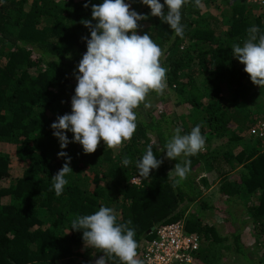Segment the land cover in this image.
<instances>
[{"label": "trees", "instance_id": "obj_1", "mask_svg": "<svg viewBox=\"0 0 264 264\" xmlns=\"http://www.w3.org/2000/svg\"><path fill=\"white\" fill-rule=\"evenodd\" d=\"M63 1L0 0V142L14 144L21 161L27 163L14 181L2 184L1 179L10 175L11 158L0 148V264H82L78 258L83 256L78 249L84 243L82 231L71 230V221L77 215L93 214L101 206L112 207L118 222L130 219L129 227L135 229L137 241L151 236L152 232L145 234L148 228L182 218L183 206L198 202L200 191L193 172L206 161L220 176L219 192L228 199L259 189L257 201L245 203L244 210L255 229V240L264 247V148L237 153L239 160H247L248 168L242 174L230 173L232 166L227 169L222 164L225 160L233 165L232 155L209 153L213 136L228 134L239 139L255 117H249L238 103L247 96L252 82L244 65L233 57L231 46L242 45L247 30L254 25L264 32V10H253L264 8V3L235 0L228 27L223 30L217 28L214 14L200 13L195 0H189L182 8L185 30L181 38L151 16L150 8L140 0H125L138 13L148 14L149 26L144 33L148 32L164 50L167 85L201 111L198 124L206 138L205 149L195 156L167 159L164 146L177 127L165 112L146 111L141 104L136 109L137 130L122 147L110 149L101 141L93 154H84L78 143L63 149L72 158L73 172L57 196L51 177L65 158L57 155L62 149L51 124L71 112L77 66L87 50L82 37L90 38L81 21L91 19V4L102 3L91 0L85 8L87 0ZM199 73L203 74L202 86L196 79ZM228 87L232 95L224 97ZM155 94L152 91L148 97ZM189 132V128L182 130V134ZM67 135L71 140L72 133ZM149 144L164 162L151 171V176L139 177L136 161ZM125 156L132 159L127 167L121 163ZM186 159L191 161L190 172L176 184L178 178L171 170ZM184 223L201 238L195 263L222 264L224 254L231 252L245 264H264V248L258 256H251L237 230L227 242L213 226L202 224L194 216ZM109 264L120 261L113 257Z\"/></svg>", "mask_w": 264, "mask_h": 264}, {"label": "clouds", "instance_id": "obj_2", "mask_svg": "<svg viewBox=\"0 0 264 264\" xmlns=\"http://www.w3.org/2000/svg\"><path fill=\"white\" fill-rule=\"evenodd\" d=\"M150 8V15L166 23L177 36L183 38L185 25L182 8L189 0H140ZM91 0L84 3L88 8ZM197 7H203L201 0H195ZM166 8V11H165ZM148 14L138 13L125 0H102L91 4V19L81 23L89 29L86 52L78 63L75 94L71 97V112L60 115L51 124L53 135L58 139L62 151L58 157L65 158L61 169L52 176V189L60 196L69 183L66 177L73 172L71 156L63 149L70 143L82 146L84 154L97 151L101 141L110 149H117L133 138L138 127L136 109L146 102L152 91L162 95L167 88L168 68L163 66L164 50L151 38L148 32L138 33L140 21ZM95 21V23H93ZM243 44L231 46L232 55L244 65V72L253 85L264 88V32L257 26L248 30ZM196 124L189 133L174 129L166 141V158L177 160L180 156L191 157L205 149L206 138ZM72 133L69 140L67 133ZM163 159H158L151 144L136 161L139 177L151 176L159 169ZM124 167L132 163L129 156L121 161ZM191 161L176 163L171 171L179 184L187 178ZM118 214L108 206H101L93 214L77 215L71 221V230L82 231L86 247L103 253L95 264H109L113 257L120 264H145L138 258L139 243L135 229L129 227L132 221L118 222Z\"/></svg>", "mask_w": 264, "mask_h": 264}, {"label": "rangeland", "instance_id": "obj_3", "mask_svg": "<svg viewBox=\"0 0 264 264\" xmlns=\"http://www.w3.org/2000/svg\"><path fill=\"white\" fill-rule=\"evenodd\" d=\"M64 2L63 0H61ZM235 0H209L201 1L203 7H199L200 13H212L216 16V25L218 29H226L229 24V16L231 6ZM127 3V2H126ZM254 11H262L264 8L254 7ZM141 27L138 29V33L143 35L149 26L148 20L140 21ZM166 68H168L165 65ZM34 72V70L32 71ZM199 81V86H202L201 80L203 74L200 73L196 77ZM224 97H229L231 94V88L223 93ZM264 98V88L251 84V88L245 97H241L238 100L240 107L242 106L243 112L246 111L249 117L256 116L261 111V102ZM146 102L150 105L145 107L146 111H152L155 113L165 112L171 119L172 125L179 127L182 130L185 128L191 129L198 124L199 115L201 111L196 110L193 106L184 101L180 93L173 87L168 86L164 90L162 95H153L147 97ZM233 129L234 126L230 127ZM0 148L9 153L10 162V175L6 178H2V184H8L14 181L19 176L24 167L27 165L25 161H21L19 158L17 147L9 142H0ZM252 148L263 149L259 143L255 142L251 138H248L243 133L239 139H231L228 134L222 136H213L210 139L209 153L215 155H232V163L228 164L225 160H222L224 166L228 169L232 166L230 173H245L248 166L247 160H239L237 153L244 150L245 154ZM208 153V154H209ZM235 155V156H234ZM204 161V160H203ZM207 162V161H206ZM202 162V167L193 172L195 182L198 186L199 200L198 202H190L183 206L182 219L196 217L202 224L210 225L221 235L227 238V242L232 241V232L237 230L240 234L241 242L247 250L252 253L251 256H258L263 250V245L259 241L255 240L254 227L248 216L245 213V203H255L259 196V189L253 192H240L234 198H229L221 195L219 192L220 176L215 169L209 166V161ZM217 164V162H216ZM206 204V205H204ZM234 219L230 220L232 217ZM142 237L138 243L144 240ZM78 249L83 252V256H80V260L85 264L87 261L95 262L100 256L97 249L86 247L85 244H81ZM252 258V257H251ZM197 264V263H195ZM222 264H245V262L239 259L235 254L226 252L222 258Z\"/></svg>", "mask_w": 264, "mask_h": 264}, {"label": "built area", "instance_id": "obj_4", "mask_svg": "<svg viewBox=\"0 0 264 264\" xmlns=\"http://www.w3.org/2000/svg\"><path fill=\"white\" fill-rule=\"evenodd\" d=\"M246 1L257 5L264 3V0ZM246 135L264 147V98L261 111L248 125ZM150 232L152 235L145 237L138 248V258L145 264H195L201 238L197 232L186 229L182 218L156 225Z\"/></svg>", "mask_w": 264, "mask_h": 264}, {"label": "water", "instance_id": "obj_5", "mask_svg": "<svg viewBox=\"0 0 264 264\" xmlns=\"http://www.w3.org/2000/svg\"><path fill=\"white\" fill-rule=\"evenodd\" d=\"M153 227H154V226L148 228V229L146 230L145 234L149 233V232L151 231V229H153Z\"/></svg>", "mask_w": 264, "mask_h": 264}]
</instances>
